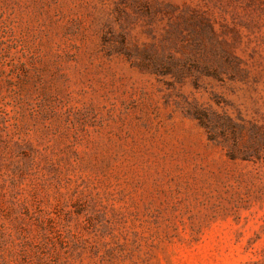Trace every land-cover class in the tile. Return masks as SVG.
Returning <instances> with one entry per match:
<instances>
[{
  "label": "rangeland",
  "instance_id": "obj_1",
  "mask_svg": "<svg viewBox=\"0 0 264 264\" xmlns=\"http://www.w3.org/2000/svg\"><path fill=\"white\" fill-rule=\"evenodd\" d=\"M0 264H264V0H0Z\"/></svg>",
  "mask_w": 264,
  "mask_h": 264
}]
</instances>
